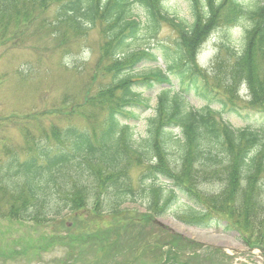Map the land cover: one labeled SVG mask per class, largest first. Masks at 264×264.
<instances>
[{
    "label": "trees",
    "instance_id": "16d2710c",
    "mask_svg": "<svg viewBox=\"0 0 264 264\" xmlns=\"http://www.w3.org/2000/svg\"><path fill=\"white\" fill-rule=\"evenodd\" d=\"M163 1L0 0V28L11 20L13 26L30 24L51 6L56 10L52 19H44L47 34L61 26L81 35L99 24L101 43L91 74L96 89L93 93L87 89V102L76 109L105 111L97 131L51 126L43 140L26 133L32 142L25 148L24 142L15 144L22 155L0 142V203L6 206L2 212L6 218L46 225L65 212L76 225L71 221L70 228L66 223L61 226L67 231L76 227L81 234L53 243L70 249L85 243L92 247L95 237L100 238L98 228H92L99 212L119 213L128 210L125 204L142 201L146 216H165L181 200L180 194L192 203L180 217L184 224L223 232L236 229L244 245L264 249V124L236 129L220 115L238 113L235 96L241 83L247 87L249 105L264 112V4L245 10L239 0H186L189 19L175 23L165 14ZM136 8L144 15L143 22ZM242 20L248 28L241 47L234 51L228 42L218 45L210 83L207 72L195 63L197 49L218 27ZM166 21L179 35L174 51L161 47L164 70L144 68V62H157L156 54L132 46L140 32L154 37ZM53 35L70 45L66 34ZM154 89L152 109L143 93ZM190 95L204 100V106L191 107ZM148 110L153 114L145 119L144 136L138 137L137 124ZM212 182L227 192L222 201L201 197V186ZM205 211L224 221L204 215ZM83 212L89 217L83 218ZM170 238L184 248L191 245L179 236ZM166 246L165 253L154 246L158 256L153 264H170L181 256L182 246L174 247L171 241Z\"/></svg>",
    "mask_w": 264,
    "mask_h": 264
},
{
    "label": "rangeland",
    "instance_id": "374dc122",
    "mask_svg": "<svg viewBox=\"0 0 264 264\" xmlns=\"http://www.w3.org/2000/svg\"><path fill=\"white\" fill-rule=\"evenodd\" d=\"M241 1L246 9L253 8L258 1L264 3V0ZM186 7V0L163 1L165 13L169 18H176L175 23L179 22L177 19H189ZM55 10V7L51 6L48 13L35 16L30 24L26 25L22 22L13 26V20L6 22L9 17L5 20L6 24L0 28V132L4 133V141L0 142L18 153L21 152L15 144L24 142L25 148L26 143L32 142L26 137V133L43 140L44 134L51 126L69 125L78 129L83 128L81 130L97 131L102 127L105 117L104 109H76L87 102V89L90 88L92 93L96 89V84L91 82V74L101 43L99 24L81 35L74 31L66 32L61 26L49 29L51 33L47 34L44 19L45 17L48 20L52 19ZM135 13H139V19L143 22L144 15L141 10L136 8ZM247 28L248 23L245 20L235 25L220 26L212 34V38L197 49L194 55L195 63L200 70L207 72L206 77L210 83L213 76L211 72L213 61L218 57L216 43L228 42L231 48L239 50ZM55 31L66 34L67 40H71L70 45L54 36ZM178 39L179 35L170 27V23L161 22L160 30L153 38L145 30L140 32L132 49H148L149 52L156 54L157 63L144 62V68L164 70L161 47L174 51V43ZM172 82L177 83L175 79H172ZM240 87L238 85L235 96L238 99L236 107L238 113L221 111V116L237 129L247 125L264 124V112L249 105L247 91L245 89L239 91ZM156 93L157 89L143 93L150 99L149 105L152 109L155 106ZM189 104L199 109L205 102L190 95ZM214 107L219 109L218 106ZM152 114V110L142 114L136 127L138 137L144 136L145 119ZM19 132L24 136H20ZM41 145H44V142ZM131 182L136 189L138 182L135 174H132ZM200 190L202 198L213 196L222 201L227 196V192L217 182L202 185ZM178 197L181 198V202L173 206L171 214L163 217L146 216L142 201L125 204L124 208L129 209L128 211L112 213L106 209L99 212L95 215L96 222L92 223V228H98L100 238L95 237L92 247L85 243L73 249L53 243L54 239L77 238L81 234L76 227L67 231L61 226L71 221L76 225L65 212L56 222L36 225L34 222L6 218L2 213L6 206L0 203V264H62L64 259L68 261L65 264H153L156 255L158 256L156 247H160L165 253L168 248L167 241H171L174 247L182 246L178 247L181 256L173 258L170 264H218V255L213 258L212 247L220 246L234 251L245 249L236 229L235 232L232 228L228 230L229 232H223L219 228L203 230L184 225L178 218L188 213L185 204L190 202L180 194ZM83 213H85L83 218L90 215L89 212ZM206 214L217 216L212 211H207ZM171 235H178L190 241L193 248L189 246L184 248L185 245L171 239ZM145 243L153 247L147 248ZM108 245L111 247L103 249V246ZM229 253L235 254L231 250ZM193 254L198 258H191ZM73 259L75 261H72ZM159 264L166 262L161 261ZM232 264H264V258L258 254L237 257Z\"/></svg>",
    "mask_w": 264,
    "mask_h": 264
}]
</instances>
